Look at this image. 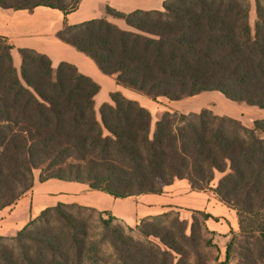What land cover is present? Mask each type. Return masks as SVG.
I'll return each mask as SVG.
<instances>
[{
  "label": "trees",
  "instance_id": "16d2710c",
  "mask_svg": "<svg viewBox=\"0 0 264 264\" xmlns=\"http://www.w3.org/2000/svg\"><path fill=\"white\" fill-rule=\"evenodd\" d=\"M80 1L0 0V8L41 6L65 15ZM105 13L126 28L105 18L63 22L56 37L116 84L152 100L213 91L264 109V0H164L158 10L106 6ZM13 49L0 36V210L35 179L82 183L120 199L161 194L186 180L235 211L238 234L230 236L226 254L235 246L236 264H264V119L246 127L209 109L162 111L151 125L150 111L117 91L96 111L99 85L74 65L53 66L46 55L20 48L17 67ZM216 173L221 177L212 188ZM81 210L96 212L57 203L13 237H0V264H189V246L198 253L209 218L194 211L188 234L178 215L142 219L136 239L109 212L99 213L94 236L93 220Z\"/></svg>",
  "mask_w": 264,
  "mask_h": 264
},
{
  "label": "crops",
  "instance_id": "0c3cea01",
  "mask_svg": "<svg viewBox=\"0 0 264 264\" xmlns=\"http://www.w3.org/2000/svg\"><path fill=\"white\" fill-rule=\"evenodd\" d=\"M163 1L81 0L74 11L65 15L59 10L41 6L32 11L0 8V36L13 43V62L17 61L18 49L29 48L46 55L53 66L61 62L74 65L81 74L99 85V91L94 96V107L110 102L109 94L116 91L139 103L142 98L140 94L116 84L113 77L103 75L91 59L59 41L56 33L62 28L63 22L73 25L95 18H105L120 28H126L123 20L105 13L106 6L120 12L136 9L158 10L162 8ZM252 14L254 18V12ZM215 179L211 184L212 188L216 185ZM57 203L78 204L99 212H109L116 220L128 226L171 210L177 212L181 219L189 221L194 211H201L209 215L204 221V227L213 233V241L219 240L223 245L238 229L233 209L224 205L212 190H191L186 180H175L161 194H143L120 199L99 191H91L82 183L57 179L39 182L35 179L26 194L13 205L0 210V237H13L31 217Z\"/></svg>",
  "mask_w": 264,
  "mask_h": 264
},
{
  "label": "rangeland",
  "instance_id": "374dc122",
  "mask_svg": "<svg viewBox=\"0 0 264 264\" xmlns=\"http://www.w3.org/2000/svg\"><path fill=\"white\" fill-rule=\"evenodd\" d=\"M252 10L253 8L251 9V14H250L251 22L254 20ZM16 56H17V61L14 62V65L18 67L19 65L18 54ZM130 90L140 94L139 92L133 89ZM140 95L142 96V98H140L141 100L139 101V104L147 108L151 113V117H152L151 125L154 124V121L162 111H170V112L175 111V112L187 114V113H197L202 109H209L214 114L234 118L240 121L246 127L251 126L253 121L256 119H264V109H259L254 106H248L244 103L232 102L226 99L220 93L213 91L204 92L199 95L185 98L179 101H170L163 97H159L155 100H152L142 94ZM98 108L99 106H95L96 111L98 110ZM260 136L264 137V133L260 134ZM37 177H38V171H35L34 178ZM219 177H221V174L216 173L215 180H217ZM97 212L98 211L96 212H89L86 210L79 211V215L84 217L90 216L91 219L93 220V222H91L92 226L94 227V230H92L93 235L97 234L100 231L98 226L99 225L98 215L101 212L98 213ZM167 213L170 215V217L167 220H170L173 216L178 215V213L175 212L174 210H171ZM191 216H193V214ZM103 217L106 218L105 215ZM179 218L181 219V216H179ZM197 219L198 221H200L199 216H197ZM182 220L186 221L187 223L186 233L188 234L190 229L191 219L187 221L186 219L182 218ZM114 223L122 225L125 231L132 237L136 239H141L135 227L136 225L128 226L123 222H121L120 220H115ZM237 234H238V229L234 234L232 233V235L235 236ZM201 237L202 240H200L198 253L196 254L193 253L190 250V246H189V257L186 258L189 264H236L237 255H236L235 246L234 248L232 247L228 251V254H226V247L231 237H229V239L226 240L224 245L223 243H220L219 240L218 242H215L213 241V239H215L213 233L209 232L207 228L204 229L203 225H202ZM102 251L103 253L108 254L110 253L111 250L108 248L107 245H104L102 247Z\"/></svg>",
  "mask_w": 264,
  "mask_h": 264
}]
</instances>
